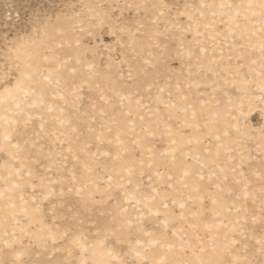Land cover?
<instances>
[{
	"label": "rangeland",
	"instance_id": "374dc122",
	"mask_svg": "<svg viewBox=\"0 0 264 264\" xmlns=\"http://www.w3.org/2000/svg\"><path fill=\"white\" fill-rule=\"evenodd\" d=\"M0 264H264V0H0Z\"/></svg>",
	"mask_w": 264,
	"mask_h": 264
}]
</instances>
